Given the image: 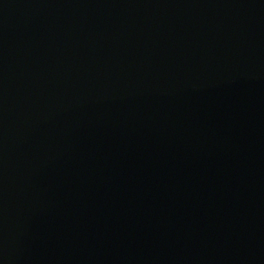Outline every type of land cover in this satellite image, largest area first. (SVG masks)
Segmentation results:
<instances>
[{
  "label": "water",
  "instance_id": "obj_1",
  "mask_svg": "<svg viewBox=\"0 0 264 264\" xmlns=\"http://www.w3.org/2000/svg\"><path fill=\"white\" fill-rule=\"evenodd\" d=\"M0 264H264V0H0Z\"/></svg>",
  "mask_w": 264,
  "mask_h": 264
}]
</instances>
